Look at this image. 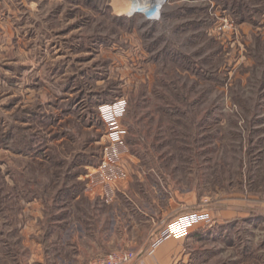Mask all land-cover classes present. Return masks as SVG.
I'll list each match as a JSON object with an SVG mask.
<instances>
[{"label": "rangeland", "instance_id": "rangeland-1", "mask_svg": "<svg viewBox=\"0 0 264 264\" xmlns=\"http://www.w3.org/2000/svg\"><path fill=\"white\" fill-rule=\"evenodd\" d=\"M133 2L0 0V264H264V0Z\"/></svg>", "mask_w": 264, "mask_h": 264}, {"label": "built area", "instance_id": "built-area-1", "mask_svg": "<svg viewBox=\"0 0 264 264\" xmlns=\"http://www.w3.org/2000/svg\"><path fill=\"white\" fill-rule=\"evenodd\" d=\"M169 0H165L163 8L168 4ZM155 11V0H134L131 7V14L139 15L148 21H158L160 19H149V14ZM100 120L108 128L107 139L109 143L108 152L116 155L124 149L123 136L125 131L118 126V120L126 113V102L117 100L109 105H102L98 108ZM104 166V165H103ZM202 218L201 215H187L177 218L171 224L166 226L159 232L152 242L153 247H157L164 240L169 238H180L187 234L189 228ZM135 259L132 252H118L106 257L98 258L92 264H129Z\"/></svg>", "mask_w": 264, "mask_h": 264}, {"label": "clouds", "instance_id": "clouds-1", "mask_svg": "<svg viewBox=\"0 0 264 264\" xmlns=\"http://www.w3.org/2000/svg\"><path fill=\"white\" fill-rule=\"evenodd\" d=\"M164 3L165 0H155V11L149 14L148 18L152 20L159 19L160 12L163 9ZM129 14H131V12Z\"/></svg>", "mask_w": 264, "mask_h": 264}, {"label": "crops", "instance_id": "crops-1", "mask_svg": "<svg viewBox=\"0 0 264 264\" xmlns=\"http://www.w3.org/2000/svg\"><path fill=\"white\" fill-rule=\"evenodd\" d=\"M115 223H116V222L113 221V225H114ZM112 229H114V228H112ZM126 237H127V236L123 235V236L121 237L122 239H121V238H120V239H121V240H125ZM93 238H94V240H93L92 243H93V244H96V241L99 240V237H98V236H96V237L94 236ZM121 242H123V241H121ZM123 243H124V242H123ZM86 253H87V255H84V258H85V259L90 258V257L93 256V255L101 254V253H98V250L95 249V248H94L92 251H89V252H86Z\"/></svg>", "mask_w": 264, "mask_h": 264}, {"label": "trees", "instance_id": "trees-1", "mask_svg": "<svg viewBox=\"0 0 264 264\" xmlns=\"http://www.w3.org/2000/svg\"><path fill=\"white\" fill-rule=\"evenodd\" d=\"M161 18V16H160ZM159 21V20H158ZM149 22H152V23H156L157 21H149ZM17 144V143H16ZM18 145H20V143H18Z\"/></svg>", "mask_w": 264, "mask_h": 264}]
</instances>
